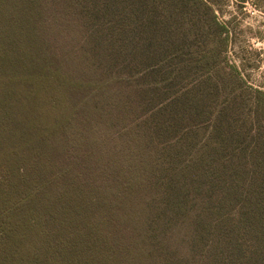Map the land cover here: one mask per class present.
<instances>
[{
    "label": "trees",
    "instance_id": "1",
    "mask_svg": "<svg viewBox=\"0 0 264 264\" xmlns=\"http://www.w3.org/2000/svg\"><path fill=\"white\" fill-rule=\"evenodd\" d=\"M70 2L0 0V264H264V91L218 3L86 0L61 49Z\"/></svg>",
    "mask_w": 264,
    "mask_h": 264
},
{
    "label": "rangeland",
    "instance_id": "2",
    "mask_svg": "<svg viewBox=\"0 0 264 264\" xmlns=\"http://www.w3.org/2000/svg\"><path fill=\"white\" fill-rule=\"evenodd\" d=\"M214 1L219 6V19L229 34L226 62L237 68L247 87L264 91V0H249L243 7L239 5V0ZM99 12V9H86V0H71L64 11L62 24L65 28L55 29L52 40L61 49L72 41L81 40L87 31L86 22ZM82 62L85 63L86 58ZM89 76L94 77L92 74ZM112 100H118L117 95ZM87 103L94 107L92 116L95 120L86 121V139H101L98 130L106 122L103 109L106 99L97 95L88 99ZM122 111L123 108H116L114 114L121 115Z\"/></svg>",
    "mask_w": 264,
    "mask_h": 264
}]
</instances>
